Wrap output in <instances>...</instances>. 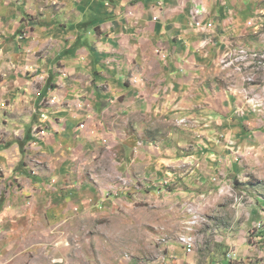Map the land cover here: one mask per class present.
Returning a JSON list of instances; mask_svg holds the SVG:
<instances>
[{
    "label": "crops",
    "instance_id": "crops-1",
    "mask_svg": "<svg viewBox=\"0 0 264 264\" xmlns=\"http://www.w3.org/2000/svg\"><path fill=\"white\" fill-rule=\"evenodd\" d=\"M251 1L0 0V69L6 75L0 81V96L18 93L21 86L32 90L22 74L40 87L39 97H28L32 105L51 92L62 102L46 107L56 122L49 135L37 138L32 132L40 122L42 104L29 132L27 155H33L26 162L40 163H33L39 168L34 177L43 180L48 175L63 183L73 175L82 177L80 170L87 162H130L126 159L133 152L138 159L143 131L157 127L162 119L170 125L187 119V128L209 135L215 148L220 136L224 142L237 137L241 146L247 145L249 141L240 137L247 117L238 93L241 82L230 54L239 44L252 45ZM196 9L200 14H193ZM21 26L24 38L16 35ZM216 151L211 156L216 157ZM16 162H3L11 167L7 177ZM25 169L28 173L29 167ZM87 188L83 185L78 191L76 183L64 187L63 193L60 187L53 190L50 197L61 207L54 213ZM4 195L0 194V229L16 228L18 218L27 221L31 214L22 202L27 194ZM10 199L18 201L17 212L8 208ZM43 204L38 209L44 219Z\"/></svg>",
    "mask_w": 264,
    "mask_h": 264
},
{
    "label": "rangeland",
    "instance_id": "rangeland-1",
    "mask_svg": "<svg viewBox=\"0 0 264 264\" xmlns=\"http://www.w3.org/2000/svg\"><path fill=\"white\" fill-rule=\"evenodd\" d=\"M249 9L252 45L239 44L230 54L241 82L247 117L240 137L247 145L220 136L215 148L209 135L187 128V119L172 125L162 119L146 126L138 159L133 152L130 162H87L82 177L63 183L48 175L37 180L33 163L39 162L25 158L33 155L26 146L42 104L34 106L28 97H39L40 87L20 75L32 90L21 86L0 96V194H27L22 202L31 214L27 221L17 217L16 228L0 229V264H264V0H252ZM11 159L16 163L7 177L11 167L3 164ZM76 183L87 192L76 193L55 214L60 205L51 199L53 190L63 193ZM9 201L10 210L20 208L16 199ZM43 203L44 219L38 209ZM182 236L190 238L189 246L181 244Z\"/></svg>",
    "mask_w": 264,
    "mask_h": 264
},
{
    "label": "built area",
    "instance_id": "built-area-1",
    "mask_svg": "<svg viewBox=\"0 0 264 264\" xmlns=\"http://www.w3.org/2000/svg\"><path fill=\"white\" fill-rule=\"evenodd\" d=\"M193 14H200L199 10H195L193 11ZM156 18V16L154 17ZM200 22L199 21H195V25L199 26ZM248 24H250V22H248ZM208 26H212V24H208ZM157 52H159V49L156 50ZM242 52V50H241ZM230 56V55H228ZM234 60H237V58H234ZM231 62L230 61H226L225 64H230ZM61 75L63 77H67L68 74L66 71L62 70L61 71ZM137 80L134 79L133 82H136ZM57 103H62L61 100L59 99V96L54 93V92H51L47 97H45L43 100H42V109L40 111V122L33 127V136L34 137H37V138H45L47 135H49L50 133V130L52 128V126H54V124H56L55 122V119L50 117V115L47 113L46 111V107L50 106V105H53V104H57ZM64 103V102H63ZM77 107H83L82 104H79L77 105ZM84 126V124H80V127L82 128ZM181 244H185L186 246H189L190 245V238L187 237V236H182L181 238Z\"/></svg>",
    "mask_w": 264,
    "mask_h": 264
}]
</instances>
